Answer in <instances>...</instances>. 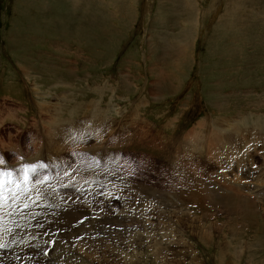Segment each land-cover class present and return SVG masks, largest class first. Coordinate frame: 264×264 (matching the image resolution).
Instances as JSON below:
<instances>
[{"label":"rangeland","instance_id":"obj_1","mask_svg":"<svg viewBox=\"0 0 264 264\" xmlns=\"http://www.w3.org/2000/svg\"><path fill=\"white\" fill-rule=\"evenodd\" d=\"M13 97L28 110L14 124L0 103V146L10 156L12 140L21 137L26 146L29 139L27 160L39 152L54 156L67 186L51 196L59 216L43 214L45 229L58 232L48 261L59 264L65 254L74 264H161L163 254L166 264H264V197L258 202L231 186L232 176L216 173L228 168V153L247 151L243 159L258 170L256 180L243 172L237 177L246 188L264 183V0H0V101ZM33 116L45 129L36 135L27 130ZM111 116L124 120L118 136ZM83 127L87 133L79 134ZM246 137L253 140L240 142ZM198 140L201 157L207 150L213 156L210 185L196 182L183 161L171 162L181 182L166 181L160 169L127 166V151L170 160L177 144L193 149ZM81 148L103 153L111 168L89 166ZM103 183L121 193L120 201ZM33 188L45 194L39 183ZM11 240L13 251L0 253V264H47L41 235Z\"/></svg>","mask_w":264,"mask_h":264},{"label":"bare ground","instance_id":"obj_2","mask_svg":"<svg viewBox=\"0 0 264 264\" xmlns=\"http://www.w3.org/2000/svg\"><path fill=\"white\" fill-rule=\"evenodd\" d=\"M25 77V79H26V76H24ZM24 86H25V88L27 89L28 87H29V83H27V85H26V82L24 83ZM35 86V85H34ZM38 86V85H37ZM36 87V86H35ZM39 87V86H38ZM32 92H34V91H32ZM38 94H40V93H38ZM41 97V96H40ZM43 97V96H42ZM38 99V98H37ZM0 103H3L1 106L2 107H5V108H7L8 109V111H9V113L11 114V117L12 118H14V124H15V121L16 122H20L19 120L20 119H18V117H19V115H16V114H18L21 110L20 109H18V108H14V107H11V106H9L7 103H4L3 101H0ZM4 104H6V105H4ZM16 106H17V104H15ZM45 105V104H44ZM85 106V105H84ZM45 107V106H44ZM95 110H96V108H95ZM62 114V113H61ZM22 118L24 119V117L22 116ZM17 119H18V121H17ZM66 120V119H65ZM94 120V119H93ZM96 120V119H95ZM62 121V120H61ZM63 123H64V121H62ZM61 122V123H62ZM84 122H86V121H84ZM1 123V122H0ZM58 123V122H57ZM85 124V123H84ZM94 124V123H93ZM13 125V124H12ZM11 125V126H12ZM55 125V124H54ZM61 125V124H60ZM81 125V124H80ZM83 125V124H82ZM97 125V124H96ZM207 125H208V123H207ZM262 125V124H261ZM72 126V125H71ZM98 126H100V124H98ZM210 126H212L211 127V129L212 130H214L215 132H216V130H220L219 128H218V126L216 125V124H214L213 122H212V124L210 125ZM13 127V129H16L17 130V132H18V134H20V135H22L23 136V134H21L22 132L20 131V130H18V128L17 127H15V126H12ZM69 127V126H68ZM74 127V126H73ZM76 127V126H75ZM88 127H93V125H92V122H88ZM223 127V126H222ZM232 127V126H231ZM264 126H262V129L261 130H263L264 131V128H263ZM210 128V127H209ZM235 128V127H234ZM238 128V127H237ZM64 129V128H63ZM230 128H228L227 130H229ZM69 130H71V129H69ZM72 130H75V129H72ZM71 130V131H72ZM77 130V129H76ZM237 130V129H236ZM210 131V130H209ZM222 131L224 132V130L222 129ZM232 131V130H231ZM231 131H227L226 133L224 132V134L226 135V134H228V132L229 133H231ZM79 134L80 133H87V130L83 127V128H79ZM221 132V131H220ZM62 133V132H61ZM72 133V132H71ZM212 133V132H211ZM50 134V133H49ZM78 134V135H79ZM196 134V133H195ZM195 134H189V135H194V136H192L193 138H195ZM237 132H234V140L235 141H238L239 139L237 138ZM250 134V133H249ZM73 135V134H72ZM85 135V134H84ZM224 135V136H225ZM232 135V134H231ZM74 136V135H73ZM83 136V135H82ZM86 136V135H85ZM190 136V137H191ZM209 136V135H208ZM210 136H211V134H210ZM45 137H47V139H46V141H45V143H46V145L48 144V136L47 135H42V136H40V140H41V143H43V141L42 140H45ZM68 137V136H67ZM77 137V136H76ZM81 137V136H80ZM227 137V136H226ZM63 138V137H62ZM210 138V137H209ZM212 140H213V142L214 143H217V141H218V139H219V136L218 135H213L212 137ZM77 139H78V137H77ZM83 139H85V138H83ZM233 139V138H232ZM238 139V140H237ZM203 140V139H202ZM246 140V141H245ZM249 140H253V139H251V138H245V139H242V140H240V142H243L244 144H247L246 142H248ZM79 141V140H78ZM152 141V140H151ZM153 141H154V139H153ZM224 141V140H223ZM83 142V141H82ZM227 141L225 140V143H226ZM3 143V142H2ZM64 143V142H63ZM102 143V142H101ZM221 143V142H220ZM228 143V142H227ZM226 143V144H227ZM114 144V143H113ZM239 144V143H238ZM158 145H160V144H158ZM214 146H216V145H214ZM218 147H219V149H220V145H219V143H218ZM224 147H226V146H224ZM229 147H231V145L229 146ZM87 148V147H86ZM85 148V149H86ZM100 148V147H99ZM215 148V147H214ZM227 149H228V147H226ZM232 148L233 149H235V150H237V147L236 146H232ZM96 149H97V147H96ZM208 149V148H207ZM81 150H84V149H82L81 148ZM93 150H95V149H93ZM101 150V149H100ZM106 150V149H105ZM222 150H223V148H222ZM104 151V150H103ZM96 152H98V150L96 151ZM96 152H94L95 154H96ZM216 152V151H215ZM214 152V153H215ZM226 152V151H225ZM75 153V152H74ZM232 153V154H231ZM231 153H228L227 154V156L228 155H230V158H229V166H228V168L229 169H233V167H236V168H234V170H231V173H229V175L228 174H226L225 176H224V178H229L230 176H232L233 177V180L232 181H230V185L232 186H236L237 188L239 187V188H241L242 190H245L246 192H248L249 194H251V195H254L255 196V200L256 201H258V202H261V201H259V199L261 200L262 199V197H264V183H261L260 181H258V183H252V182H250V184L249 185H247L248 187L246 188V186L244 187V185L242 186V184H243V182H242V184H241V181H240V178H238L237 176H240L241 177V173L243 172L244 174H246L247 176L249 175L250 176V178L251 177H253L256 173H257V169H254L253 167H252V169H254V170H252L251 168H248L249 166H248V163H247V161H245L244 162V156L246 157H250L249 156V154H248V152L246 151V153H245V155H243L242 157H241V155H242V153H239L238 151H231ZM68 154V153H67ZM98 154V153H97ZM216 154V153H215ZM37 155V154H36ZM226 156V155H225ZM224 156V157H225ZM60 159V158H59ZM227 159V158H226ZM226 161V160H225ZM234 161H235V163L236 164H233L234 163ZM223 162V161H222ZM250 164V163H249ZM226 165V164H225ZM234 165V166H233ZM252 165V164H251ZM223 168V167H222ZM227 168V167H226ZM256 168V167H255ZM175 169V168H174ZM260 169V168H259ZM81 171V170H80ZM80 171L78 172V173H80ZM260 173V172H259ZM84 174H85V172H84ZM83 174V175H84ZM106 174V173H105ZM85 175H87V174H85ZM259 175V174H258ZM189 176V175H188ZM256 176L257 175H255V180H256ZM261 176V175H260ZM264 176V175H263ZM263 176H261V177H263ZM99 177V176H98ZM259 177V176H258ZM100 178V177H99ZM107 178V177H106ZM249 178V179H250ZM243 179V178H242ZM245 179V178H244ZM243 179V180H244ZM179 180V179H178ZM258 180V179H257ZM86 181V180H85ZM94 182H95V179H94ZM98 182V181H97ZM181 184V183H180ZM80 185V184H79ZM80 186H82V185H80ZM221 187V186H220ZM240 189V190H241ZM229 191V190H228ZM99 192V191H98ZM237 193V192H236ZM102 194V193H101ZM95 195V194H94ZM250 195V196H251ZM95 199V198H94ZM100 200H102V199H100ZM109 200V199H108ZM255 201V202H256ZM98 203H100L99 201H98ZM97 203V204H98ZM124 203H125V201H124ZM103 204V203H102ZM126 204V203H125ZM124 204V205H125ZM84 205V204H83ZM106 206H107V204H105ZM127 205V204H126ZM104 207V206H103ZM125 207V206H124ZM106 208V207H105ZM102 209V208H101ZM108 209V208H107ZM124 211V208L121 210V211H119L118 210V212H123ZM72 212V211H71ZM70 212V213H71ZM127 214V213H126ZM159 214V213H158ZM170 214V213H169ZM173 214V213H172ZM61 215H64V214H60V217H62ZM66 215V214H65ZM74 215H76V213L74 214ZM79 215V214H78ZM168 215V214H167ZM59 216V215H58ZM68 216V215H67ZM66 216V217H67ZM73 215H71V217H72ZM133 216V215H132ZM162 216V215H161ZM65 217V218H66ZM127 217V216H126ZM129 217V216H128ZM131 217V216H130ZM20 218V217H19ZM69 218V217H68ZM133 218V217H132ZM72 219V218H71ZM114 219V218H113ZM123 219H124V217H123ZM129 219V218H128ZM20 220V219H19ZM130 220V219H129ZM127 221V223L128 222H130V221ZM132 220V219H131ZM136 220V219H135ZM60 221V220H59ZM133 221V220H132ZM131 221V222H132ZM145 223H147V222H145ZM116 224V223H115ZM114 224V225H115ZM89 225H92V224H89ZM93 226V225H92ZM91 226V227H92ZM97 226V225H96ZM84 227V226H83ZM111 228V227H110ZM102 231V230H101ZM65 233V232H64ZM161 233H163V232H161ZM110 234V233H109ZM114 235H118V233L117 234H115L114 233ZM137 235V234H136ZM141 235V234H140ZM139 235V236H140ZM66 236V235H65ZM116 236H114V237H116ZM118 237V236H117ZM138 237V236H137ZM70 240V239H69ZM135 240V239H134ZM133 240V241H134ZM134 243V245H135V242H133ZM138 244V243H137ZM143 244V243H142ZM147 244V243H146ZM149 244V243H148ZM147 244V245H148ZM177 244V243H176ZM114 245V244H113ZM141 245V244H140ZM23 246V245H22ZM143 246V245H142ZM62 247V246H61ZM125 247V246H124ZM148 247L150 248V246L148 245ZM176 247V246H175ZM66 248H68L67 246H66ZM85 248V247H84ZM121 248V247H120ZM123 248V247H122ZM121 248V249H122ZM140 248V247H139ZM65 249V248H64ZM63 249V250H64ZM115 249V248H114ZM114 249H112V251H114ZM118 249V248H117ZM129 249V248H128ZM136 249V248H135ZM148 249V248H147ZM175 249V248H174ZM67 250V249H66ZM87 250V249H86ZM126 250H127V248H126ZM111 251V252H112ZM121 251V250H120ZM167 251V250H166ZM165 251V252H166ZM25 252V251H24ZM92 252V251H91ZM90 252V253H91ZM110 252V253H111ZM119 252V251H118ZM123 252V251H122ZM159 253H160V251H158ZM109 253V254H110ZM117 253V252H116ZM124 253V252H123ZM122 253V254H123ZM131 252H129V254H130ZM157 253V252H156ZM155 253V254H156ZM159 253H158V255H159ZM162 253V252H161ZM56 254V253H55ZM68 254H70V253H68ZM112 255H113V253H111ZM121 254V255H122ZM127 254V253H126ZM125 254V255H126ZM133 254H137V253H133ZM132 254V255H133ZM154 254V255H155ZM11 255H13V254H11ZM58 255V254H57ZM65 255V254H64ZM73 255V254H72ZM128 255V254H127ZM132 255H130V256H132ZM141 255H143V254H141ZM160 255H163V254H160ZM158 256L159 257V259H158V261L160 260V263L161 264H164L165 263V258L164 257H161V256ZM179 255V254H178ZM90 256V255H89ZM116 256V255H115ZM124 255H122V257H123ZM138 256H140V255H138ZM69 257V256H68ZM91 257H93L92 255L90 256V258ZM114 257V256H113ZM129 257V256H128ZM127 257V258H128ZM133 257V256H132ZM137 257V256H136ZM136 257H134V258H136ZM157 257V256H156ZM157 257V258H158ZM74 258V257H73ZM82 258V257H81ZM89 257H87V259H88ZM121 258V257H120ZM127 258H125V260L127 259ZM131 258V257H130ZM162 260H161V259ZM164 258V259H163ZM13 258H11V260H12ZM60 259V258H59ZM71 259V258H70ZM114 259V258H113ZM116 259V258H115ZM132 259V258H131ZM130 259V260H131ZM76 260H79V258L78 259H76ZM89 260V259H88ZM95 260H96V258H95ZM105 260V259H104ZM124 260V261H125ZM127 260H129V259H127ZM157 260V259H156ZM80 261V260H79ZM78 261V262H79ZM82 261V260H81ZM96 261H98V260H96ZM116 261V260H115ZM118 261V260H117ZM120 261V260H119ZM90 262V261H89ZM93 262H94V260H93ZM105 262V261H104ZM134 262H136V261H134ZM162 262H164V263H162ZM84 263H85V260H84ZM88 263V262H87ZM98 263H100V262H98ZM116 263H122V262H116ZM124 263V262H123ZM128 263V262H127ZM131 263V261L129 262V264ZM104 264H106V263H104ZM124 264H126V263H124ZM166 264V263H165Z\"/></svg>","mask_w":264,"mask_h":264},{"label":"built area","instance_id":"obj_3","mask_svg":"<svg viewBox=\"0 0 264 264\" xmlns=\"http://www.w3.org/2000/svg\"><path fill=\"white\" fill-rule=\"evenodd\" d=\"M98 100H99V99H96V101H98ZM87 114H88V113H87ZM87 114H86V115H87ZM86 115H85V116H86ZM196 182H199V181H196ZM212 183H213V182H212ZM197 184H198V183H197ZM198 185H200V183H199ZM200 186H202V185H200ZM188 188H189V187H188ZM204 188H205V187H204ZM132 211H133V210H132ZM142 211H143V208H142ZM141 213H143V212H141ZM143 214H144V213H143ZM144 215H145V214H144ZM147 219H148V218H147ZM150 219H152V218H150ZM160 219L163 220L162 217H161ZM148 224H149V225H148V227H147V232H149V233L154 232L155 230L151 227L152 224L149 223V222H148ZM168 244H171V243H170V239H169L168 242H167V245H168ZM66 245H67V244H64V246H66ZM167 245H166V246H167ZM63 251H64L63 249H58V250H57V252H58L59 254H63ZM60 257H61V262L57 261V262H59V264H74V263H72V261H74V260H71L70 258H68L67 255H61Z\"/></svg>","mask_w":264,"mask_h":264},{"label":"crops","instance_id":"obj_4","mask_svg":"<svg viewBox=\"0 0 264 264\" xmlns=\"http://www.w3.org/2000/svg\"><path fill=\"white\" fill-rule=\"evenodd\" d=\"M12 64H13V63H12ZM20 65H21V64H20ZM20 67H22V72H23V75H24V66L21 65ZM24 76H25V75H24ZM23 83H24V82H23ZM2 108L5 109V111H6L5 114H7V108H5V107H2ZM10 116H11V115H10ZM4 119H5V118H3L2 121H4ZM2 121H1V122H2Z\"/></svg>","mask_w":264,"mask_h":264}]
</instances>
